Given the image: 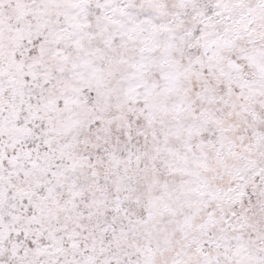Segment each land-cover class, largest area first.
Instances as JSON below:
<instances>
[{
    "label": "snow or ice",
    "instance_id": "snow-or-ice-1",
    "mask_svg": "<svg viewBox=\"0 0 264 264\" xmlns=\"http://www.w3.org/2000/svg\"><path fill=\"white\" fill-rule=\"evenodd\" d=\"M0 264H264V0H0Z\"/></svg>",
    "mask_w": 264,
    "mask_h": 264
}]
</instances>
